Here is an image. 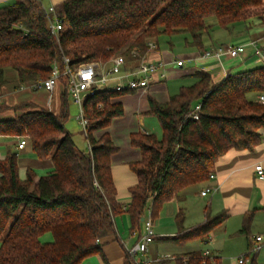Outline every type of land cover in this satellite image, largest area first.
<instances>
[{"label": "trees", "instance_id": "trees-1", "mask_svg": "<svg viewBox=\"0 0 264 264\" xmlns=\"http://www.w3.org/2000/svg\"><path fill=\"white\" fill-rule=\"evenodd\" d=\"M53 17L63 23L56 35L38 0L0 7L1 82L7 69L23 84L46 80L54 65L63 72L64 58L76 67L106 64L121 54L139 64L149 43L154 40L158 46L161 35L184 34L187 47L203 50L204 35L215 26L231 32L253 18L264 25V0H66L55 7ZM194 78L193 85L182 87L166 103L149 98L148 115L157 117L163 136L131 134L141 159L129 164L137 181L126 206L118 200L112 172L119 147L109 133H95L124 116L116 99L130 92L105 91L87 99L85 149L66 128L70 107L64 78L59 115L43 110L0 120V136L29 138L38 159L51 158L54 165L39 179L30 169L22 180L17 153L10 151L0 161V264H84L92 256L107 262L101 240L116 235V216L128 213L131 232L140 240L148 210L154 221L186 188L208 181L228 151H254L264 130V105L255 101L264 93V65L230 73L218 83L203 70ZM253 218L254 212L244 216L238 234H249ZM225 219V213L208 216L204 224L185 229L180 209L178 234L161 240L178 245L204 241ZM46 233L53 235L52 242L41 241ZM187 259L186 264H221L200 252ZM124 264L135 263L127 254ZM251 264H256L255 255Z\"/></svg>", "mask_w": 264, "mask_h": 264}, {"label": "crops", "instance_id": "crops-1", "mask_svg": "<svg viewBox=\"0 0 264 264\" xmlns=\"http://www.w3.org/2000/svg\"><path fill=\"white\" fill-rule=\"evenodd\" d=\"M63 1L66 0H43V7L46 9L51 6L56 7ZM13 2L14 0H0V7ZM254 42L264 55V25L258 18L235 25L231 32L225 30L223 34L204 35L203 50L188 47L185 48L186 52L175 56L172 45L169 50L164 51H161L158 45L156 50L147 53L146 60L161 61L163 67L159 68L148 89L128 93L116 99L123 105L124 116L114 119L109 128L95 133V137H100L105 132L109 133L114 144L119 147V151L112 156V172L118 200L122 205L126 206L130 202V188L137 181L129 164L141 159L140 150L131 145V134H152V131L160 126L157 117L148 115L149 98H153L158 103L168 102L182 87L193 85L194 75L201 70L209 72L213 82L218 83L233 70L236 72L263 66L264 56L255 55V48L252 45ZM238 45L246 46L245 52L238 58L223 56L217 59L203 56L205 51L219 46ZM178 61H182L183 65L178 66L176 64ZM63 91L64 87L61 83L51 94L34 90L31 83H21L18 74L12 69H7L4 72V81H0V120L13 119L29 112L43 110L59 115L62 109ZM114 125L121 130L113 132ZM261 134L262 141L254 151L233 149L228 151L216 163L212 172L215 175L213 179L186 188L178 199L166 203L158 216V221L160 220L158 229L154 220L153 230L156 238L176 236L179 232L177 214L180 209L184 211L185 229L200 226L206 222L208 216L215 217L222 213L226 214L225 221L216 226L204 241L195 240L178 245L171 240H163L164 243L152 247L157 241L154 239L144 257L153 260L163 257L157 264H166L171 260L176 264H180V261L186 264L190 253L200 252L203 255L201 246H205L211 252V256L218 258L220 263L222 258H231L234 259V264H239L240 257L250 255L251 249L260 244V250L254 254L255 263L264 264V181L259 180L255 172L257 165L261 164L264 167V130ZM20 139L0 136V161H3L10 151L17 153L19 176L22 180L27 178V171L30 169L35 172L37 179L52 172L54 169L52 159H38L30 140L23 149H19ZM86 146L85 142L84 147ZM207 188H213L214 191L202 196V191ZM251 212H254V218L249 234H238L244 216ZM114 222L116 235L101 240L107 262H104L100 256H92L84 264H124L127 249L134 246L139 239L136 233L131 232L132 225L128 213L124 212L116 216ZM259 236L262 240L258 243L256 237ZM41 241L52 242L53 235L46 233L41 237ZM195 244H199L200 247L194 249ZM160 248L167 253L159 255Z\"/></svg>", "mask_w": 264, "mask_h": 264}, {"label": "built area", "instance_id": "built-area-1", "mask_svg": "<svg viewBox=\"0 0 264 264\" xmlns=\"http://www.w3.org/2000/svg\"><path fill=\"white\" fill-rule=\"evenodd\" d=\"M38 1L43 5V0ZM44 9L48 15L52 33L56 35L63 29V23L56 17L51 18V15L55 14V6ZM252 45L255 48V55L263 57L264 55H262V51L258 45L255 42L252 43ZM149 48L150 51L157 49V44L154 40L149 43ZM245 49V45H238L235 47L219 46L215 49L205 51L203 56L205 58L217 59H221L223 56H229L230 58L234 59L241 57L245 52ZM176 64L178 66H182L183 62L178 61ZM63 65V72L58 67V65H54L51 76L46 80L32 83V88L34 90L46 91L47 93L51 94L54 92L56 86L62 83V78H64L69 97L79 109V116L77 119L83 129L85 136L88 134L89 120L85 115L84 104L89 97L99 92L105 91L133 93L148 89L153 82L154 76L158 72L159 68L163 67V63L161 61H149L146 60L145 57L140 61L139 64H134L128 62L122 55L113 57L106 64L87 62L76 67L70 66V60L68 58H64ZM255 101L264 105V93L257 94ZM99 107H101V104ZM200 107L201 106L198 105L196 109L199 110ZM197 118L198 116L195 115L194 119ZM27 143V138H21L18 148L23 149ZM255 172L257 178L261 181H264L263 165H257L255 167ZM209 177L210 179H213L215 177L214 173H211ZM212 191H214L213 188H207L202 191V196H206ZM154 236L155 232L153 230L151 211L148 210L143 221L141 239L134 246L127 249V254L133 258L135 264H157L162 260L163 257L159 260H153L148 257H146L145 260L137 259L139 254L143 256L148 253L150 245L154 242ZM261 240L262 238L260 236L256 237V241L258 243ZM260 248V244L255 245L251 249L250 255L240 257L238 263L251 264V255L256 254ZM203 256L211 258V252L207 250L204 252Z\"/></svg>", "mask_w": 264, "mask_h": 264}, {"label": "rangeland", "instance_id": "rangeland-1", "mask_svg": "<svg viewBox=\"0 0 264 264\" xmlns=\"http://www.w3.org/2000/svg\"><path fill=\"white\" fill-rule=\"evenodd\" d=\"M14 2H15V0H14ZM13 2V3H14ZM12 3V4H13ZM210 22H212V23H214V20L213 19H210ZM239 24V23H238ZM238 24H236V25H238ZM212 33H219V34H223V33H225V30L224 29H221V28H219L218 26H215V28H214V30H213V32H211V34ZM186 35H184V34H177V35H175V36H171V37H169V36H166V35H161L159 38H158V43H159V46H160V49H161V51H164V50H169L170 49V47H171V45H172V47H173V49H172V51L175 53V56H178L179 54H182V53H184V52H186L187 50L185 49V48H187L188 49V47L186 46ZM183 49H185L184 51H183ZM121 55V54H120ZM247 69H249V68H247ZM242 70H244V69H242ZM242 70H239V71H236V72H234V70L231 72V74H234V73H238V72H240V71H242ZM216 73V72H215ZM69 103H70V115H69V119H68V121H67V123H66V128H67V130L68 131H70L71 132V134L73 135V137H74V140H75V142H76V144L79 146V147H81V148H84L85 149V147H84V141H85V134H84V132H83V129H82V127H81V125H80V123H79V121H78V116H79V109H78V107L72 102V100H71V98L69 97ZM115 126L116 125H114L113 126V132H115V130H117V131H120L121 129H119L118 127H116L115 128ZM162 128L160 127V126H158L155 130H153L152 132V134H155L156 136H157V138L158 139H162V136H163V132H162V130H161ZM117 133V132H116ZM121 135H122V133H120ZM27 138V137H26ZM28 140H30L29 138H28ZM160 215V214H159ZM160 221V220H159ZM158 221V218H156L155 219V226H156V228H157V225H159V222ZM154 222V221H153ZM158 229V228H157ZM158 239H156L157 241L152 245V247L153 246H156L158 243H164V241L163 240H161V238L162 237H157ZM159 245V244H158ZM151 247V248H152ZM198 247H200L199 246V244H195L194 245V249L195 248H198ZM201 248H202V251L203 252H205V251H207L206 249H208L207 247H205V246H201ZM209 250V249H208ZM167 253V251L166 250H164L163 248H160L159 249V255H165ZM160 256V257H161ZM245 256V255H244ZM137 259L138 260H140V259H142V260H145L146 259V257H144V256H142L141 254H139L138 255V257H137ZM210 260L211 261H213V258H212V256H211V258H210ZM167 263H171V264H176L175 263V261L174 260H171V261H169V262H167ZM166 263V264H167ZM221 264H234V259H231V258H222V263Z\"/></svg>", "mask_w": 264, "mask_h": 264}, {"label": "water", "instance_id": "water-1", "mask_svg": "<svg viewBox=\"0 0 264 264\" xmlns=\"http://www.w3.org/2000/svg\"><path fill=\"white\" fill-rule=\"evenodd\" d=\"M144 221V217L142 218V222Z\"/></svg>", "mask_w": 264, "mask_h": 264}]
</instances>
